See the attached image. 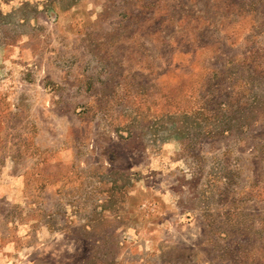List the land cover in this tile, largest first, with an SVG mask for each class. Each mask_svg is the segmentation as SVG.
Returning <instances> with one entry per match:
<instances>
[{"label":"rangeland","instance_id":"374dc122","mask_svg":"<svg viewBox=\"0 0 264 264\" xmlns=\"http://www.w3.org/2000/svg\"><path fill=\"white\" fill-rule=\"evenodd\" d=\"M0 264H264V0H0Z\"/></svg>","mask_w":264,"mask_h":264}]
</instances>
